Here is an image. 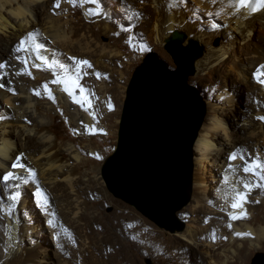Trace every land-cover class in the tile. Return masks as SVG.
Instances as JSON below:
<instances>
[{
    "label": "bare ground",
    "instance_id": "6f19581e",
    "mask_svg": "<svg viewBox=\"0 0 264 264\" xmlns=\"http://www.w3.org/2000/svg\"><path fill=\"white\" fill-rule=\"evenodd\" d=\"M173 31L183 33L181 41L170 39ZM193 41L202 47L198 55ZM166 42L177 69L164 71L167 65L151 54L127 85L132 55ZM180 44H188L189 54ZM0 64V264H50L43 230L53 264L115 262L102 261L103 249L89 240L83 219L87 199L105 193L103 179L94 168L85 180L77 177L82 150L56 141L55 117L76 137L114 133L128 92L121 114L133 103L142 140L119 161L117 184H129L141 202L154 206L184 196L183 148L201 110L195 90L182 83L185 72L184 81L195 73L193 83L211 95L191 142L185 205L190 202L174 211L184 229L158 244L178 264H227L229 255L243 259L245 242L253 250L264 243V216L258 217L264 213V8L250 11L239 0H0ZM240 85L252 88L256 99L254 111L239 117L242 125L232 119ZM149 116L152 127L145 125ZM34 213L43 216L41 223ZM123 256L116 263L130 264Z\"/></svg>",
    "mask_w": 264,
    "mask_h": 264
},
{
    "label": "rangeland",
    "instance_id": "374dc122",
    "mask_svg": "<svg viewBox=\"0 0 264 264\" xmlns=\"http://www.w3.org/2000/svg\"><path fill=\"white\" fill-rule=\"evenodd\" d=\"M122 4L124 5L125 2H122ZM114 13L117 16H123V13H121L119 10L117 11L115 10ZM142 34H141L142 37L145 39L146 34L144 32ZM144 41H148V40L145 39ZM216 41H218V38L216 39ZM193 43L195 45L196 53L198 55L201 52L202 47L195 41H193ZM119 45L121 47V51L123 52V54L130 56L131 48L127 46L125 42H121L120 40H119ZM167 45H168V42L164 43L161 48L157 47L155 50L151 49L150 52L146 53L145 55L141 54V56H139L140 54L138 53L137 54L134 53L132 55L133 61H134L133 69L138 63H140L141 60L143 62V60L148 55L153 54L154 56L158 57L161 61H163L167 65V67H169L171 70H176L177 66L174 63L172 56L167 51ZM187 45L188 44L181 45V46L185 48L184 46H187ZM175 49H179V47H177L176 45L174 47V51ZM188 70L190 73H193V68L191 67L190 63L188 66ZM133 72L134 70L132 71L131 76L133 75ZM194 75L190 76L188 81L186 78V81L189 85L194 87V89L197 91L199 97L201 98L203 105H201V102L198 101L200 102L199 105L201 106V110L199 111L197 120L194 124L193 129L191 130V134H193V132L196 129V126L199 124L201 120V116L203 118V114L205 118L206 107H207V104L209 102V98L211 95V92H209V90L203 84L193 83L192 78L194 77ZM217 77L219 79V84H222L221 75L219 74V76ZM127 87H126V91H127ZM248 88L249 87L240 85L239 89L233 93V96L235 97L234 99L235 108L233 111V115L232 114L231 115H232V119H234V122L238 123L239 125H242V122L239 119V117L242 114L248 115L252 113L256 105L255 95H253L251 92L252 88H249V90ZM125 97H126V92H125ZM125 97H124V100H125ZM123 101H122V104H123ZM122 104L121 106L123 107ZM122 107L120 109L119 114L116 116V120L114 119V124H115L114 133H111V129H110L109 130L110 132L108 134L93 135V136H90V139H88L87 137H76L74 132L68 125L69 123L65 121L62 117H59V118L55 117L52 122L53 126L51 127V131L54 133V136H56L55 139L59 144L76 143L82 150V157H83L84 163L79 167V171H78L79 174L77 175V177L79 178L80 176V179H83L84 176L87 175L94 168L95 171L99 172L101 180L103 179L102 181H103V187H104L105 193H102L101 196L99 197L88 198L87 199L88 203L83 213V219H84L85 224L87 225L86 226L87 236L89 240H92L93 242L95 241L103 249L102 261H107V259L108 260L111 259L108 262L112 263L113 261H115L113 262V264L120 263L124 257L123 254L125 253V255L127 254L132 259L130 264H178L176 258L173 256V253H171L172 255H169L171 251H169L168 249L166 250L165 248H161V246L158 244L160 241H162L163 238H167L168 235H172L175 232L183 231L184 225L178 219L176 215L177 212L174 214L176 221L172 220L170 216L167 215L170 218V222H166L167 225L166 224L165 225L172 227L173 228L172 230L166 228V226L162 224H155L150 219H148V217L146 218L141 213H139L133 206H130L127 200L115 195L111 190L108 191L105 180L103 176L101 175L100 165H101L102 159L111 153L109 152V150L114 149V146L116 143V132L118 128V121L121 115ZM234 114H236V117H234L235 116ZM105 122L107 123L109 121H105ZM194 135H195V132H194ZM191 138H192V135L188 139V143ZM188 143L186 145V149H184V154H185L184 158L186 160L187 167L188 165L190 166L189 168V175H190L191 170H192V163L190 161L191 146L188 147ZM86 145H90L93 148H95L98 152L101 153V157H94V156L88 155V152H86V148H84V146ZM192 162H193V159H192ZM193 170H194V164H193ZM186 185H187V180H186ZM192 186H193V181H192ZM116 190L117 192H120L125 198H128L131 201H134L136 204L138 203L139 205H141V203H139L138 200H136L135 198L131 199V196H129L128 194L121 192L119 189H116ZM189 192H190V182H189V191L186 190V186H185V194L184 196H182L183 199L181 202H178L177 207L174 208V211L179 209L181 206H184V207H182L180 210L188 206L190 201L186 205H185V202L187 201ZM191 195H192V188H191ZM30 211L38 212V209L36 208L32 209L31 207ZM151 213L153 215H156L154 212H151ZM259 215L258 217L261 219L264 216L263 211L260 212ZM29 216L32 217V214ZM33 217H32L33 219H36V220L39 219L40 221L39 223H41V221L43 220V216L42 217L39 216L38 213H34ZM180 225L182 226V229L180 231L171 232L175 229H178ZM142 231H147L150 234V236L145 238L142 234L144 232ZM41 237L42 239H45L46 241L51 243V247L49 246V249H51V252L49 254L48 261L50 262V264H53V262L55 261V258H54L55 255H53L54 251L52 252L53 250L52 242L50 238H48L47 232L45 230H43ZM108 242L111 243V245ZM245 243L247 245L245 246L243 259L238 260L236 257L229 255L227 264H249L250 259L254 256L255 253L260 252L264 254V243H262L260 248L257 250H253L249 246L250 244L248 242H245ZM224 247H227V249L229 248L227 244ZM104 256L106 257V259ZM110 257H113V258H110ZM221 258L219 259L221 260ZM189 261L196 262L194 261V258L189 259ZM190 264H194V263H190Z\"/></svg>",
    "mask_w": 264,
    "mask_h": 264
},
{
    "label": "water",
    "instance_id": "95a60500",
    "mask_svg": "<svg viewBox=\"0 0 264 264\" xmlns=\"http://www.w3.org/2000/svg\"><path fill=\"white\" fill-rule=\"evenodd\" d=\"M182 37H183V33L181 31H173L170 34V39H180V41H181ZM141 64H142V60L140 61V63H138L134 67L133 70H135ZM164 68L166 69V72L174 71V70H170L166 66H164ZM187 74H188V72L185 73V76ZM131 78H132V76L130 77L129 81L131 80ZM129 81H128V83H129ZM184 82L186 83V81H184ZM185 85L187 87L195 90L194 87H192L191 85H189V84H185ZM127 91H128V89H127ZM127 94H128V92L126 93V96L128 98ZM194 94H195V96L198 95L196 90L194 91ZM198 98H199V101H200L201 100L200 97H198ZM126 100L127 99L125 97V106H126ZM123 104H124V101H123ZM132 105H133V103L131 104L130 109L128 107L126 109V111L125 112L123 111V114L120 115L119 121H118V128H117V132H116V143H115L114 149L112 150V152L110 154H108L107 156H105L102 159V162H101V165H100V168L103 170L104 179L107 182V184L109 185V189L115 195H117L119 197H122V198H124L127 201L128 200L131 201V200L128 199V198H125L120 192H117L116 189H119L121 192H123L125 194H128V195H131V196H135V197H139V196L137 194H135L134 192H132L129 184L128 185H127V183H124L123 185L117 184V166H118L119 161L123 158L124 154L128 151V149L130 147L134 148L135 145L138 142H141V140H142V138L139 139L138 135H137L138 131L140 129V126L142 124L139 125V123H137V124L135 123L136 119H135V116H134V112H131ZM201 105H202V101H201ZM124 109H125V107H124ZM147 122L148 123L152 122V118L150 116L146 120L145 125L149 126V127H152V124L148 125ZM197 126H196V128H197ZM149 130L152 131V129H150V128H149ZM193 137H194V134H193L192 138L190 139L189 143H188V140H187V142L184 144L185 146H184L183 150L186 149L187 143H188V147L191 146V142H192ZM184 157H185V154L183 155V159H184L185 167H186V171H185L186 174L184 173L186 175L185 176V186H186V190L189 191V182H190L189 168H190V166H189V168L187 167V165H186L187 163H186V160H185ZM179 176H180V174H179ZM179 180H180V178H179ZM186 180H187V185H186ZM131 193H133V194H131ZM179 193L181 194V191H179ZM137 200H139V198H137ZM131 202L135 203L134 201H131ZM137 205L140 207V209H142L145 212V214L150 216L152 219H156V221H158V224L161 223L162 225L166 226L167 225L166 222H170V218L172 220L176 221V218L174 216V208H176L177 206L174 207L171 210V213L169 214V216H170V218H169L167 215H160V213H155V212H158V209L156 208V206H154V205H152V204H150L148 202H145V203L142 202L141 205H139L137 203ZM151 212H154L156 215H153ZM166 228H168L170 230L173 229L172 227H169V226H166ZM249 264H264V254H262L260 252L255 253L254 256L250 259V263Z\"/></svg>",
    "mask_w": 264,
    "mask_h": 264
},
{
    "label": "snow or ice",
    "instance_id": "6c2138e0",
    "mask_svg": "<svg viewBox=\"0 0 264 264\" xmlns=\"http://www.w3.org/2000/svg\"><path fill=\"white\" fill-rule=\"evenodd\" d=\"M239 3L242 5V6H245L247 4L250 3V0H239ZM59 6V5H57ZM257 7L259 8H264V0H256V7H253L252 8V11H256ZM38 47H42V46H38ZM80 64H83V65H87L89 68L91 67L90 64H88V61H80L79 62ZM4 67L3 64H0V68ZM97 76H99V74H97ZM262 83H264V81H261ZM0 87H3V85H0ZM81 91H83V89L81 88ZM109 107H111V105H109ZM264 119V118H262ZM234 158V157H233ZM18 165H13V167H17ZM19 167H23V165H19ZM245 172H249L251 171L250 168H245L244 169ZM13 174L11 172H9L6 176H4V179L5 180H8ZM241 199H243V196H241ZM233 207L234 208H237V207H240L239 203H236V204H233ZM235 219V217H233Z\"/></svg>",
    "mask_w": 264,
    "mask_h": 264
},
{
    "label": "trees",
    "instance_id": "16d2710c",
    "mask_svg": "<svg viewBox=\"0 0 264 264\" xmlns=\"http://www.w3.org/2000/svg\"><path fill=\"white\" fill-rule=\"evenodd\" d=\"M164 66L165 65H163V70L164 71H166V69L164 68ZM186 73V72H185ZM185 73H184V77H183V79H182V83H183V85L184 86H186L185 85V82H184V80H185ZM187 87V86H186ZM197 97H199L198 95H196ZM201 99V98H200ZM200 102H201V100H200ZM193 134H194V132H193ZM193 134H191V132L189 133V136H188V139L191 137V135L193 136ZM188 160V159H187ZM188 168H189V165H188ZM131 194H133V193H131ZM129 196H131V195H129ZM131 198H135L136 200H137V198L138 197H135V196H131ZM182 199H183V197L182 198H180V199H178V200H176V201H172V202H169V203H167V204H165V205H163V203L162 204H156L155 206H156V208L158 209V212H155V213H160V215H163L162 213V210L165 212V215H169L170 213H171V210L174 208V207H176L177 206V204H178V202H181L182 201ZM139 202H140V200H138ZM140 203H142V202H140ZM161 205V206H160ZM163 207V209H161Z\"/></svg>",
    "mask_w": 264,
    "mask_h": 264
}]
</instances>
